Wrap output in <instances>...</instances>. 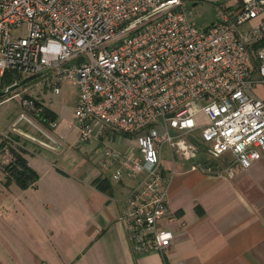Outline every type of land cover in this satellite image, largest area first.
<instances>
[{
	"label": "built area",
	"instance_id": "obj_1",
	"mask_svg": "<svg viewBox=\"0 0 264 264\" xmlns=\"http://www.w3.org/2000/svg\"><path fill=\"white\" fill-rule=\"evenodd\" d=\"M217 16L199 26L186 0H0V95L21 88L22 108L56 130L25 83L60 93L73 79L81 140H137L140 154L106 144L97 160L104 179L128 188L120 219L137 253H164L174 239L165 146L172 159L200 158L191 169L229 177L264 154V0L221 2ZM8 71L22 77L5 86ZM16 123L0 131L5 164L25 147Z\"/></svg>",
	"mask_w": 264,
	"mask_h": 264
},
{
	"label": "crops",
	"instance_id": "obj_2",
	"mask_svg": "<svg viewBox=\"0 0 264 264\" xmlns=\"http://www.w3.org/2000/svg\"><path fill=\"white\" fill-rule=\"evenodd\" d=\"M40 83L33 80L28 93H39L34 98L52 108L31 88ZM32 124L43 135L21 127L27 137L46 150L63 148L68 124L56 130L39 119ZM24 144L40 178L21 194L6 189L15 196L0 203V264H264V154L234 177L191 169L200 158L164 159L166 169L175 170L169 191L174 218L168 222L174 239L164 253H137L120 219L128 194L123 182L104 179L109 170L88 156L69 173L41 150L28 156ZM137 145L124 136L117 150L141 153Z\"/></svg>",
	"mask_w": 264,
	"mask_h": 264
},
{
	"label": "rangeland",
	"instance_id": "obj_3",
	"mask_svg": "<svg viewBox=\"0 0 264 264\" xmlns=\"http://www.w3.org/2000/svg\"><path fill=\"white\" fill-rule=\"evenodd\" d=\"M226 1L228 0H186V7L192 11V17L199 26H206L218 20L217 5L221 2ZM255 21L256 20H254V22ZM252 24L253 22L249 21L245 23L243 27L248 28ZM13 33L15 34L16 31L14 30ZM6 84L7 83H5V86H7ZM25 84V86H29L28 83ZM61 86L62 90L60 93H55L52 88L45 86L43 83H40L38 85L34 84L33 86H31V88H37V91L41 92V94L43 95V99L46 100L48 105L55 109V112L57 114L56 119L59 121L60 125L65 127L69 122L75 124L74 127L69 129L66 137L67 140L62 141L63 148L61 150H46L42 148L39 143L34 142L32 139H30L24 134L17 133L15 135L20 138L23 144L27 143L28 150H26V153L28 156L37 154L38 152L34 151V149L36 148L38 151L41 150V153L47 154V157H49L52 161L55 162V164H57L58 169H66L67 172L72 173V167L74 165L78 166L84 157L88 156L91 159L93 158L94 161H96L97 163V160L100 157V151L104 145L108 144L114 147L115 149H119V146H121V141H124V136L129 138L131 137L125 135L122 132H118L115 133L113 136L107 134L102 138H91L87 141L81 140L79 137L78 127L76 125L77 120L75 119L74 115L75 107L77 104L76 101L79 96V87L78 85H76V83L65 80H63ZM19 89L21 88H17L14 90L12 89L11 92L0 95V131H10L13 124L17 121V126L30 129L33 133L37 135H43V133L40 130L36 129V127L32 124L33 121L37 120L35 119L34 114L30 110L22 108L19 97H17V95L15 96V93ZM29 89L30 87L27 89V93ZM258 91L261 95H263L264 90L261 86H259ZM35 94L39 95V93H33V95ZM22 111L25 112V117H20V113ZM205 121V116L203 114H199V122L204 123ZM24 145L26 147V144ZM134 153L136 154V152ZM203 153L204 152H202V154ZM163 158L165 160L172 159L171 152L167 146L164 147ZM4 165L5 163L3 161H0V177H2L3 179H5V172L3 171ZM88 170L90 174L91 170ZM69 178L70 177H68L67 179ZM8 186L10 185H5L4 181L3 183L0 181V203H5L6 201H8V198H12L13 196H15L13 194L15 193V191L20 190L18 191V193L21 194V189H25L22 188L16 182H13L10 187ZM7 188L15 189V191L13 190L14 192H7Z\"/></svg>",
	"mask_w": 264,
	"mask_h": 264
},
{
	"label": "trees",
	"instance_id": "obj_4",
	"mask_svg": "<svg viewBox=\"0 0 264 264\" xmlns=\"http://www.w3.org/2000/svg\"><path fill=\"white\" fill-rule=\"evenodd\" d=\"M261 43H264V39L259 42V44ZM20 76V73L8 71L2 76L1 84L5 85V83H7L6 85H9L15 78ZM36 102L44 105L43 116H49L52 119L57 118V114L52 108L46 106L38 99H36ZM202 147H204V145H202ZM12 151L13 158L3 167V171L5 172L4 184L10 185L12 182H16L22 188L33 186L40 178V173L29 164L27 158L23 154L24 149L21 148L16 150L15 148H12ZM201 156L203 157V154ZM98 185L103 190L108 189V186H110L106 183L103 185L102 182Z\"/></svg>",
	"mask_w": 264,
	"mask_h": 264
}]
</instances>
